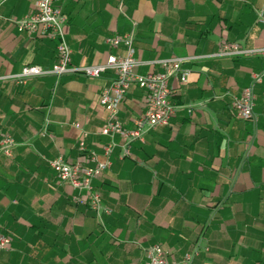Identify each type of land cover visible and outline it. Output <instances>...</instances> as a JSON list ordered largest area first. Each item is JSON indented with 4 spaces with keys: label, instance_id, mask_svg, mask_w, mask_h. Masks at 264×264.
<instances>
[{
    "label": "crops",
    "instance_id": "0c3cea01",
    "mask_svg": "<svg viewBox=\"0 0 264 264\" xmlns=\"http://www.w3.org/2000/svg\"><path fill=\"white\" fill-rule=\"evenodd\" d=\"M53 6L65 18L74 66L123 56V45L112 48L106 40L132 31L141 61L207 55L224 43L264 46L256 22L264 0H53ZM32 11L33 0L0 7V77L56 62L55 41L20 33L8 21ZM186 67V84H168L178 106L169 126L148 132L128 158L116 149L110 169L95 179L110 211L99 216L74 203L76 192L48 162L76 161L82 132L87 149L101 158L106 112L99 95L113 74L37 77L23 85L0 80V135L16 143L10 158H0V234L11 239L0 264H140L153 245L179 261L198 240L202 250L193 264H264V78L254 88V122L238 119L232 108L251 75L264 70V58ZM146 111L145 91L133 86L118 117L130 128ZM46 114L50 125L42 135Z\"/></svg>",
    "mask_w": 264,
    "mask_h": 264
},
{
    "label": "built area",
    "instance_id": "2783aa9c",
    "mask_svg": "<svg viewBox=\"0 0 264 264\" xmlns=\"http://www.w3.org/2000/svg\"><path fill=\"white\" fill-rule=\"evenodd\" d=\"M8 0H0V7ZM256 22L264 28V8L256 11ZM0 18L1 15H0ZM16 30L28 36L36 35L56 42L57 60L50 68L29 65L19 73L0 77V80H12L23 85L29 79L37 77L82 76L97 79L102 74L111 72L113 79L99 95V105L106 112V120L99 134L106 138L100 156L87 149L85 138L87 133L82 132L77 145L78 159L74 162L66 161L62 156L48 162L56 178L70 188L76 195L73 201L78 206H85L94 214L110 215L108 209L103 208L101 196L94 187V181L102 173L110 169L111 156L116 149L120 151L122 159L131 155L134 143H143L144 136L155 129L169 126L178 106L170 100L169 81L176 80L186 84L191 74L187 65L199 60L220 58H264V46L257 48H243L239 44L224 43L220 48L207 55L171 56L168 58L141 61L135 57L133 48L134 32L124 36L108 38L106 43L112 48L119 45L125 47L123 56H109L104 63L88 66H74L71 63V50L66 42L63 31L65 18L61 11L53 6V0H33V11L17 20H8ZM158 67V73L149 72L144 75L137 70L141 67ZM264 70L251 75V83L242 90L237 98L232 100V108L238 119L255 121L254 88L261 84ZM137 86L146 93L147 111L139 118L132 120V126L127 128L119 120V111L127 93ZM190 109V107H188ZM50 125L49 115L46 114L42 123V135H45ZM16 143L11 136L0 135V158H10ZM11 239L0 234V252L10 248ZM202 250L200 240L196 241L190 252L181 260L168 258V253L159 245H153L143 250L144 261L140 264H193L194 259Z\"/></svg>",
    "mask_w": 264,
    "mask_h": 264
},
{
    "label": "trees",
    "instance_id": "16d2710c",
    "mask_svg": "<svg viewBox=\"0 0 264 264\" xmlns=\"http://www.w3.org/2000/svg\"><path fill=\"white\" fill-rule=\"evenodd\" d=\"M57 60V59H56Z\"/></svg>",
    "mask_w": 264,
    "mask_h": 264
}]
</instances>
